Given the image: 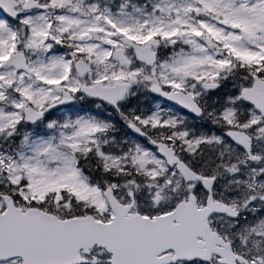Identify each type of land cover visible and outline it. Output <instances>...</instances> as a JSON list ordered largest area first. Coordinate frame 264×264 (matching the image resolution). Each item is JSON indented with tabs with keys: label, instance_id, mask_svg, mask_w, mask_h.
<instances>
[{
	"label": "snow or ice",
	"instance_id": "snow-or-ice-1",
	"mask_svg": "<svg viewBox=\"0 0 264 264\" xmlns=\"http://www.w3.org/2000/svg\"><path fill=\"white\" fill-rule=\"evenodd\" d=\"M0 264H264V0H0Z\"/></svg>",
	"mask_w": 264,
	"mask_h": 264
}]
</instances>
